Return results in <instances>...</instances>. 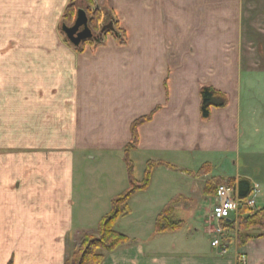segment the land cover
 <instances>
[{
    "label": "crops",
    "instance_id": "crops-1",
    "mask_svg": "<svg viewBox=\"0 0 264 264\" xmlns=\"http://www.w3.org/2000/svg\"><path fill=\"white\" fill-rule=\"evenodd\" d=\"M69 1L0 0V264H64L73 240L95 231L112 198L128 187L120 176L95 218L74 215L83 200L75 197V152L83 163L94 153L123 154L132 121L157 106L128 152L183 172L186 153L239 145L238 87L249 68L241 58L242 0H95L101 26L117 21L126 44L109 33L79 50L61 31ZM202 84L229 97L207 121L199 117ZM216 177H246L258 194L247 174L195 179L202 190ZM165 201L131 241L104 252L101 264H238L240 253L247 264H264V236L240 245L233 228L220 253L201 216L156 233Z\"/></svg>",
    "mask_w": 264,
    "mask_h": 264
},
{
    "label": "rangeland",
    "instance_id": "rangeland-1",
    "mask_svg": "<svg viewBox=\"0 0 264 264\" xmlns=\"http://www.w3.org/2000/svg\"><path fill=\"white\" fill-rule=\"evenodd\" d=\"M241 4V58L245 64H249V68L243 69L238 87L241 110L238 148L186 153L187 169L183 172L179 170L178 165L167 166L164 162L154 166L147 188L130 198L128 203L130 212L116 222V226L128 237L137 227L146 225L153 216V210L157 209L156 206L162 207L158 203L162 204L163 201L166 202L165 200L168 204H173L175 219L188 220L193 215L197 218L201 216L204 226L208 229L211 220L210 210L214 202L213 192L205 195L204 185L201 190L200 181L195 179L198 178L196 171L204 163L210 164L211 171L208 174L211 175L225 177L237 174L249 175L258 183L257 204L264 205L262 201L264 200V0H242ZM108 153H104V156L94 153L95 160H87L83 163L81 154L75 152L74 168L77 181L75 197L79 194L80 201L83 200L79 207L75 206L74 215L83 214V217L87 216V219L92 220L98 211L103 210L102 204L107 203V197L111 192L113 194L117 191L115 184L120 176L125 178L127 176L129 184L126 158L132 164L133 177L136 180L142 179L149 161L145 156L135 152H128L126 156L125 151L123 154L115 151ZM173 162L178 161L173 159ZM190 190H193V201L186 202L183 196ZM95 197L97 200H94ZM229 232L227 231V235ZM92 233L94 234L95 231ZM82 237L83 234H80L78 240H73L67 256L80 246ZM129 241H131L130 237Z\"/></svg>",
    "mask_w": 264,
    "mask_h": 264
},
{
    "label": "trees",
    "instance_id": "trees-1",
    "mask_svg": "<svg viewBox=\"0 0 264 264\" xmlns=\"http://www.w3.org/2000/svg\"><path fill=\"white\" fill-rule=\"evenodd\" d=\"M82 9L87 17V25L95 36L97 41L87 40L82 44L76 46L79 50L84 44L90 45L102 44L103 37L109 33L114 34L119 45L126 44L125 33L119 28L118 22L115 20L109 21L112 24V30L107 29L101 32V22L103 19V10L97 5L95 0H70L63 13L62 25H71L74 21L78 9ZM108 22V23H109ZM199 95V117L201 121H207L211 116L213 108H224L228 104L229 97L226 92L221 91L210 84H202L198 89ZM160 106L155 107L148 114L142 115L132 121L130 125V140L125 147V154L127 156L130 149L136 148L139 140L138 128L153 118ZM127 163V172L129 177V184L126 190L114 196L111 200V207L109 212L104 215L97 223L95 233H84L80 246L73 249L69 256L65 258L64 264H101L104 252L112 251L118 246L126 244L129 237L116 229V222L122 216L130 212L129 200L137 192L143 191L147 188L149 183V176L152 168L163 162H155L149 160L146 164L144 174L141 180H136L132 174V164L128 158L125 159ZM167 166H171L164 163ZM211 171L209 163H204L197 171L196 176L201 177L207 175ZM226 183L236 193L239 201L244 202L252 194V183L246 177L227 178L220 177L213 178L212 181L206 182L204 186L205 195L213 192V197L216 192V185ZM184 225V221L174 218L173 204H167L156 216L154 230L156 233L175 232L180 230ZM237 240L240 245L249 239L260 238L264 236V206L257 209H251L243 205L238 211V218L236 224ZM232 228V225H230Z\"/></svg>",
    "mask_w": 264,
    "mask_h": 264
},
{
    "label": "built area",
    "instance_id": "built-area-1",
    "mask_svg": "<svg viewBox=\"0 0 264 264\" xmlns=\"http://www.w3.org/2000/svg\"><path fill=\"white\" fill-rule=\"evenodd\" d=\"M257 185H253L252 194L241 202L237 199L236 193L226 183L216 185L214 202L210 210V226L207 234L210 245L220 253H226L228 249L227 231L236 230L238 211L245 205L251 209H257L255 196ZM232 225V228L231 226ZM238 264H247V258L244 253L238 255Z\"/></svg>",
    "mask_w": 264,
    "mask_h": 264
},
{
    "label": "water",
    "instance_id": "water-1",
    "mask_svg": "<svg viewBox=\"0 0 264 264\" xmlns=\"http://www.w3.org/2000/svg\"><path fill=\"white\" fill-rule=\"evenodd\" d=\"M112 30L111 22L101 27V32ZM61 31L65 38L73 45L78 46L87 40L97 41L98 37L93 34L87 25V17L82 9H78L71 25H62Z\"/></svg>",
    "mask_w": 264,
    "mask_h": 264
}]
</instances>
